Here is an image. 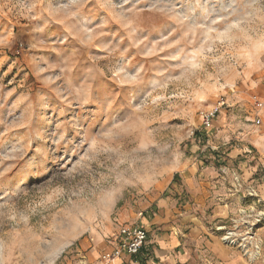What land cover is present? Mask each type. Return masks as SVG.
<instances>
[{
	"label": "rangeland",
	"instance_id": "1",
	"mask_svg": "<svg viewBox=\"0 0 264 264\" xmlns=\"http://www.w3.org/2000/svg\"><path fill=\"white\" fill-rule=\"evenodd\" d=\"M263 96L264 0H0V264H92L192 204L202 113L241 132Z\"/></svg>",
	"mask_w": 264,
	"mask_h": 264
},
{
	"label": "crops",
	"instance_id": "2",
	"mask_svg": "<svg viewBox=\"0 0 264 264\" xmlns=\"http://www.w3.org/2000/svg\"><path fill=\"white\" fill-rule=\"evenodd\" d=\"M261 109L260 123L237 133L233 118L225 115L214 120L210 136L203 137L195 155L208 156L209 164L201 168L195 164L193 174L183 182L192 204L180 209L168 198L161 199L153 217L137 225L148 232L143 248L136 255L123 253L114 264H264V227L260 230L261 256L254 263H248L211 231L213 225L226 224L243 207L245 192L233 190L234 174L244 186H253L264 200V96ZM248 114L255 119L252 108ZM230 139L233 142L227 146ZM181 192L182 188L177 194ZM101 252L98 249L91 254L92 264H107L96 260Z\"/></svg>",
	"mask_w": 264,
	"mask_h": 264
},
{
	"label": "built area",
	"instance_id": "3",
	"mask_svg": "<svg viewBox=\"0 0 264 264\" xmlns=\"http://www.w3.org/2000/svg\"><path fill=\"white\" fill-rule=\"evenodd\" d=\"M253 99L256 108H260L261 103L257 97ZM218 110L219 107H216L202 113V124L206 130H211ZM258 123L259 117H256L255 124ZM232 180L233 190L236 193L245 192L242 198L243 207L226 224L213 225L211 231L219 237L222 243L238 250L248 263H254L260 258L263 248L260 230L264 227V200L253 186H244L238 174H234ZM117 235L116 246L101 254V260L107 264H114V261L123 253L138 254L148 239V232L137 225L123 226L118 230Z\"/></svg>",
	"mask_w": 264,
	"mask_h": 264
}]
</instances>
